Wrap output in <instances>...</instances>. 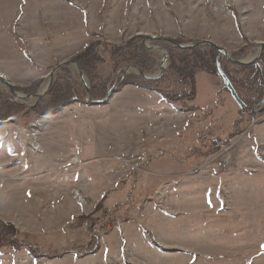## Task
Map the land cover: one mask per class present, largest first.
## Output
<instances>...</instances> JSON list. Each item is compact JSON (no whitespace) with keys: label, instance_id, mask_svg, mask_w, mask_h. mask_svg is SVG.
<instances>
[{"label":"rangeland","instance_id":"obj_1","mask_svg":"<svg viewBox=\"0 0 264 264\" xmlns=\"http://www.w3.org/2000/svg\"><path fill=\"white\" fill-rule=\"evenodd\" d=\"M234 1L227 10L222 0H0V79L16 93L0 83V101L20 107L10 123L37 132L42 150L46 133L65 116L64 124L79 122L84 133L76 145L91 147L70 171L62 170L64 161L36 156L27 174L0 171V264H264V112L238 131L237 105L225 91L212 104L199 74L190 105L211 101L209 110L170 106L153 115L136 87L156 95L182 88L144 80L136 65L114 68L104 47L138 39L151 54L145 76L159 72L163 56L146 49L163 44L150 37L180 45L207 40L234 60H252L264 41V0ZM90 46L98 55L90 83H105L93 96L90 90L92 101L114 87L99 105L88 104L75 64L82 72L76 58ZM65 63L45 91L49 72ZM54 90H74L83 100L66 96L29 111ZM141 151L147 161L134 169ZM75 188L86 197L81 208L71 199Z\"/></svg>","mask_w":264,"mask_h":264},{"label":"trees","instance_id":"obj_2","mask_svg":"<svg viewBox=\"0 0 264 264\" xmlns=\"http://www.w3.org/2000/svg\"><path fill=\"white\" fill-rule=\"evenodd\" d=\"M136 40L126 42L119 47H109L104 45L110 55V60L114 68L118 69L120 64H129L136 65L142 73L146 70L144 67L146 57L151 56V54L141 45L137 44V42H135ZM159 47H162L167 52L168 64L167 68H165L166 70L162 73L159 79L155 81L157 84L164 82L170 84V86L174 85L177 88L178 86L182 88L179 93L171 92L170 90H168V92H158V96L166 104L174 107L176 106L180 111L187 112L193 110L194 107L190 105V103L192 104L195 99V76L198 73L217 77L220 80V85L223 90L227 92L216 67V58L219 56V53L215 49L208 46L184 50L169 46L167 49L165 44H159ZM95 56L98 57L96 53H93L90 46L76 58L82 72L88 79L92 96L93 94H96V87L102 88L105 86L104 82L96 85L93 83V86L90 83L89 77H91V74L89 69L92 64L97 61ZM219 63L222 73L226 75L242 103V108L237 107L238 119L236 128L239 131L238 126L240 123L242 124L246 122V119L253 120L258 114H261L260 110L264 108V49L260 60L255 61L251 65H234L228 63L223 57L219 58ZM57 91L58 92L54 90L52 92L49 101H44L42 105L40 102L29 111H37L43 108V105L48 106L46 103L56 102L57 104L63 102L66 100V96L70 97L72 101L83 100L79 93L74 90H62L63 93L59 92V90ZM0 102V125H5L14 121L15 115L20 111V107L16 104H12V102L7 99ZM0 237L1 240H5L1 234ZM14 246L15 245H13V249H15Z\"/></svg>","mask_w":264,"mask_h":264},{"label":"crops","instance_id":"obj_3","mask_svg":"<svg viewBox=\"0 0 264 264\" xmlns=\"http://www.w3.org/2000/svg\"><path fill=\"white\" fill-rule=\"evenodd\" d=\"M259 10L262 11V9H259ZM85 19H86V15L83 16L84 21H85ZM237 21L239 23L238 18H237ZM199 74H203L206 76L205 77V78H207L206 85L210 86V88L208 89V93L210 94V96L212 95V104H214L213 103L214 97L218 96V94L220 96L221 92L222 91L224 92V90L223 89L221 90L220 84L218 83V81L215 77H210L204 73H198L195 76V99L197 96V76ZM216 88L219 91H217V90L215 91ZM199 89H200L201 93L203 90L201 87H199L198 88V94H199ZM136 90H139V91L143 92L144 94H146V98L148 100V102H147L148 108L147 109H151L150 111L153 112L152 113L153 115H155V113L160 112V111L165 112L168 109L170 110V105H168L164 101H162L160 99V97L158 95H156L155 93L149 92L147 90H144V89L138 88V87H136ZM210 96H208L209 101H210ZM195 99H194V101H195ZM210 102H208V107H201V106H197L195 104L193 106L194 109L191 111H188V112L200 113L201 110L206 111L208 108H210V106H212V104ZM64 117L65 116H63L61 120H57L58 123H56V125H54L52 127V129L50 131H48L46 133V135L44 136L43 149H42L43 155H38L36 153L34 154V153L29 152V148L26 146L25 142L22 140V137L19 133V127H17V125L10 123V124L5 125V126H0V171H4L6 169L10 173L14 170V172L20 173L21 175L27 174L28 172L31 171L29 161H30V158H33L32 156H36L35 158L40 160V161L46 159L47 161L50 162V160H52L51 158L54 159L52 161H59V160L64 161L63 163L61 162L63 164L62 170L66 169V168H69V171L73 170L77 165H75V166L69 165V166L65 167V164L66 163L68 164V161L70 162V159L75 155L78 156V159L80 158L79 155L81 156L82 154H85L84 156H86L87 152L89 153V150L91 151V147L87 146L85 148V147H82V145H76L75 141L79 136L78 133H80V134H81V132H82V134H84V133L81 129L78 131V129L80 127H78L76 124H78L79 122L72 123V126L69 127L70 125L64 124L65 123ZM168 117H169V115H168ZM168 117L166 116L167 119H168ZM75 120H77V119H75ZM150 120L151 119L148 120L149 124H150ZM232 123H233L232 126L236 128V126L234 125L235 121H233ZM82 137L84 139H86V136L82 135ZM139 139H140V137H139ZM48 144H50V147H51L53 152H48L51 150V149L48 150ZM54 144H56V147H54ZM87 145H89V144H87ZM107 149L108 148H106V150ZM24 152H25V157L22 159ZM30 153L33 155H30ZM50 154H51V156H50ZM23 163L25 164V166ZM56 164H57V162H56ZM62 164H61V166H62ZM43 165L44 164H42V166ZM24 168H25V170H24ZM63 176H65V174H63ZM27 177H28V175L23 176L21 182L23 183ZM72 178L73 179H71V183L74 184L75 183L74 182L75 176H73ZM67 180H66V178H63L60 180V182L65 183V182H67ZM90 181L91 182L88 181L85 184L87 189H90V188H92V186H94L95 182H93L92 178H90ZM56 182H57V180H56ZM101 185H102V182H101ZM104 197H105V194L101 193V195L98 196L97 201H95V205L97 206V203H99L100 200H102ZM114 201L115 200L112 199V203ZM103 208L107 209L104 206H103ZM107 210H109V209H107Z\"/></svg>","mask_w":264,"mask_h":264},{"label":"water","instance_id":"obj_4","mask_svg":"<svg viewBox=\"0 0 264 264\" xmlns=\"http://www.w3.org/2000/svg\"><path fill=\"white\" fill-rule=\"evenodd\" d=\"M148 42L156 43V44H159V43L169 44L172 47H174L176 49H181V50L190 49V48L205 47V46H208V47H211V48L215 49L219 53V56L216 58V67H217L219 76H220L221 80L223 81L225 89L228 92L229 96L231 97V99L234 101V103L239 108H242V103H241L240 99L238 98L236 92L234 91L232 85L230 84L229 80L227 79L226 75L224 73H222L221 68H220L219 58L220 57H224L225 60L228 63L234 64V65H238V66L239 65L242 66V65H246V64L258 61L260 56H261L262 49L264 48V43H262V42L259 43L258 52H257L256 56L253 57L252 60L249 61V62H243V61H238V60L232 59L230 57V55L227 53V50L225 48L220 47V46H218V45H216V44H214V43H212L210 41H207V40L206 41L194 42V43H191L189 45H180V44H177V43H175L174 41H172L170 39L150 37L148 39ZM146 49L154 50V51H161L162 52L163 56H162L161 61L159 63V72L157 74H155L154 76H145L137 68H134V67H132V68L137 70L139 76L142 79L148 80V81H155V80L159 79V77L164 72L165 64H166V61L168 59V54H167V52L165 50H163L161 47L156 46V45L155 46H146ZM67 64L68 63L60 64L56 68L52 69L49 72V81H48V84L46 86L45 91L48 90V88H49V86L51 84L52 76H53L54 72H56L60 68L65 67ZM75 64L77 66L79 80H80V82L82 84V87L84 88L86 96H87L88 104L99 105L101 103H106L108 101V99L111 97V95H112V93L114 91V87H111L106 92V95H105V97H104V99L102 101H95V102L92 101L91 96H90V89H89V87L87 86V84L84 81V76L82 75V72H81L80 68L78 67V64L76 62H75ZM123 77H124V75H123ZM0 83L7 87V89L9 90L10 94L13 97L16 96V93L12 90L11 85L7 81L0 79ZM41 96H43V95H35L34 97L39 99ZM263 112H264V108L262 110H260V113H263Z\"/></svg>","mask_w":264,"mask_h":264},{"label":"built area","instance_id":"obj_5","mask_svg":"<svg viewBox=\"0 0 264 264\" xmlns=\"http://www.w3.org/2000/svg\"><path fill=\"white\" fill-rule=\"evenodd\" d=\"M234 2H235L234 0H222L220 7L228 10L231 7V5H233ZM19 132L24 142L26 143L27 147H29L33 152L39 153L42 151L38 141V136L36 135L37 132H26L25 128H20ZM222 143L223 141L220 143L221 144L220 147H223ZM135 158L136 160L133 168L141 169V166L145 164L147 161L146 153L144 151L138 152L136 153ZM71 162L77 164L78 163L77 156H73L71 158ZM225 164L227 165V162H225ZM83 192L84 191L82 190V188H75V190H73L71 193L72 201L80 208L83 207V204L86 203V197H84Z\"/></svg>","mask_w":264,"mask_h":264},{"label":"bare ground","instance_id":"obj_6","mask_svg":"<svg viewBox=\"0 0 264 264\" xmlns=\"http://www.w3.org/2000/svg\"><path fill=\"white\" fill-rule=\"evenodd\" d=\"M262 43H264V41H263ZM263 49H264V48H263ZM263 49H262V50H263ZM261 53H262V52H261ZM249 61H251V60H249ZM249 61H243V62H249ZM249 64H250V63H249ZM246 65H248V64H246ZM242 66H244V65H242ZM46 80H47L46 82H47V84H48L49 79L47 78Z\"/></svg>","mask_w":264,"mask_h":264}]
</instances>
